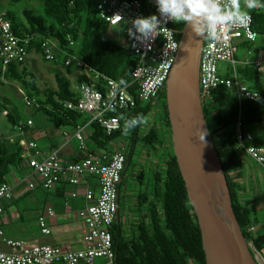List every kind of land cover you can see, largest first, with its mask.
Segmentation results:
<instances>
[{"label": "trees", "instance_id": "obj_1", "mask_svg": "<svg viewBox=\"0 0 264 264\" xmlns=\"http://www.w3.org/2000/svg\"><path fill=\"white\" fill-rule=\"evenodd\" d=\"M8 1L13 4L24 0ZM35 1L41 3L42 10L38 12L35 8H24L23 18L13 10L0 8V12H7L13 29L19 36H34L29 52H38L43 57V40L50 38L61 49L57 53V60L64 62L70 53L76 54L96 71L123 84L131 81L137 59L131 55L128 47L107 36V23L98 13L100 0ZM249 13L253 17L254 29L259 35H264V11L255 8ZM184 26L182 23L175 24L179 31ZM237 72L239 78L252 89L260 91L261 96L242 103L235 94L221 87L213 91L210 97L203 98V107L226 171L234 210L243 233L250 245H253L255 254L264 253V216H259L256 204H244L240 198L243 186L239 179L242 177L243 157L247 155L237 149L235 131L240 113L246 129L255 124H264L263 73L255 64L237 66ZM55 76L56 88L40 87L37 76L24 63L10 64L4 71L0 62V83H4V80L21 82L26 95L36 101V109L47 116L51 125L76 128L79 124L90 122L88 114L65 107L66 102L78 101L80 96L78 91L72 89V82L67 76L60 72ZM84 81H89V78L83 73L78 76L77 83ZM157 99L161 103L156 108ZM4 111L8 112L6 116L14 127L21 122L13 101L0 96V113ZM153 112H156L158 121L151 125L148 119ZM109 115L122 116L121 128L109 134L99 122H90V146L93 152H112L121 150L117 146L125 143L126 148L122 149L127 154V161L122 174L121 192L129 183L127 175L133 171L130 167L141 147L147 149L150 157L161 154L149 177L146 178L144 170L140 173L131 233L126 232L122 220L114 224V264H207L201 228L173 148L166 87L151 101L139 100L136 107ZM137 116H141L143 122L125 135L123 129L126 122ZM254 135L255 142L264 146V136ZM167 142L171 143L169 150L165 147ZM24 158L21 139L0 140V184L8 181L10 167L20 166ZM122 198L120 194V201ZM252 227H255V231L251 230Z\"/></svg>", "mask_w": 264, "mask_h": 264}, {"label": "built area", "instance_id": "obj_2", "mask_svg": "<svg viewBox=\"0 0 264 264\" xmlns=\"http://www.w3.org/2000/svg\"><path fill=\"white\" fill-rule=\"evenodd\" d=\"M231 2L232 0H220L224 6ZM98 13L108 26L126 21L128 29L132 28L131 21L136 17L152 14L160 16L155 0H100ZM161 19L162 25L156 36L149 41L141 42L130 36L128 29L125 30L130 53L137 59L129 83L123 84L94 70L78 55L70 53L64 61L65 66L83 70L89 81L78 86L79 100L68 101L65 107L89 114L90 122H99L110 134L119 130L122 125V116L109 115L110 113L134 108L139 100L151 101L157 98L167 85L179 51L181 35L175 28L176 23ZM253 26L252 14L245 13L239 22L218 25L216 35L205 38L200 74L203 98L210 97L213 91L221 87L235 94L242 103L261 96V92L244 83L237 72L236 41H256L259 34ZM33 38L30 35L19 36L14 31L7 12H0V62L4 71L10 64H22L28 59L29 45ZM73 44L71 41V45ZM42 48L43 59L48 62L58 59L57 53L61 49L55 40L44 39ZM224 63L228 67L223 71L221 64ZM256 66L264 75V56L258 59ZM25 99L27 105L35 104V100L28 96ZM4 113L8 114L7 111ZM90 122L78 125L74 130L80 150L79 159L75 161L63 162L57 151L44 155L37 141L27 140L23 136L21 139L31 175L38 179L29 182L30 188L40 185L47 191H53L62 182L76 187L85 183L83 194L86 205L79 211V217L85 226V247L75 250L60 245L13 239L0 229V264H96L102 258L107 260V264H114L116 253L113 228L120 210L122 174L126 167L127 154L124 149L93 152L90 146ZM34 124V120L29 119L26 124L20 122L15 128L24 135L25 129ZM235 131L237 149L264 168V146L255 142V135L246 129L241 113L236 120ZM91 177L95 178V185L89 182ZM13 190V185L8 181L0 184V216L5 212L3 202L14 198ZM79 194L77 189L71 196L76 198ZM53 216L55 210L49 207L39 217L41 231L45 235L52 234L47 219ZM251 230L255 231V227Z\"/></svg>", "mask_w": 264, "mask_h": 264}, {"label": "water", "instance_id": "obj_3", "mask_svg": "<svg viewBox=\"0 0 264 264\" xmlns=\"http://www.w3.org/2000/svg\"><path fill=\"white\" fill-rule=\"evenodd\" d=\"M180 33L167 103L173 148L201 228L207 264H260L236 216L205 116L200 74L206 37L195 36L186 24Z\"/></svg>", "mask_w": 264, "mask_h": 264}, {"label": "crops", "instance_id": "obj_4", "mask_svg": "<svg viewBox=\"0 0 264 264\" xmlns=\"http://www.w3.org/2000/svg\"><path fill=\"white\" fill-rule=\"evenodd\" d=\"M257 3L256 8L264 11V0H257ZM253 9L244 11V7L241 6L242 14L249 13ZM236 43L238 45L237 66L256 65L258 59L264 56V35H258L256 41L241 39L237 40ZM55 62L54 66L50 65L56 68L55 75L60 72L69 79L71 78V82L75 84L78 76L84 73L83 70L75 67L67 68L63 61L57 60ZM227 67H222L223 71ZM262 84L264 85V75ZM76 85V91H78L80 84L77 83ZM89 117L91 116L89 115ZM34 123V126L27 127L24 135H20L19 139L25 136L27 140L37 141L44 155H48L53 151L59 152L62 161L65 163L79 159L78 140L74 136L75 127L58 128L51 125L47 120L41 124L34 120ZM249 130L256 135L264 134V124H255ZM243 160L242 177L239 179L240 184L243 186L240 198L244 204L251 205L255 204L256 194H261L259 188L264 185V168L248 156L243 157ZM34 180L38 181L35 175H31L27 159L24 158L20 166L16 167L12 179L8 178V182L14 187V198L3 202L5 212L0 216V229L5 232L7 237L13 239L60 245L75 250L84 248L83 233L85 226L79 217V211L86 205L83 194L85 183L76 187L62 182L55 190L47 191L40 185L30 188L29 182ZM89 182L93 185L97 183L95 178L92 177ZM77 189L80 194L78 197L73 198L71 193ZM49 207L55 210V216L48 217L47 221L52 229V234L45 235L41 231L39 217L45 214ZM263 208L264 204L258 206V210ZM121 220L123 223L126 222L123 217ZM129 230L126 229V232L130 233ZM260 254L264 256V253ZM259 263L262 264L261 261Z\"/></svg>", "mask_w": 264, "mask_h": 264}, {"label": "rangeland", "instance_id": "obj_5", "mask_svg": "<svg viewBox=\"0 0 264 264\" xmlns=\"http://www.w3.org/2000/svg\"><path fill=\"white\" fill-rule=\"evenodd\" d=\"M241 6L244 7V11H248L249 9L244 6L245 1L240 0ZM35 8L38 12L42 10V5L40 2L35 0H24L20 3H10L8 0H0V8H4L6 10H13L16 12V14L19 17L23 16V9L24 8ZM128 29V23L126 21L114 25V26H108L107 25V36L109 38H112L116 40L119 44L128 47V34L125 32V30ZM126 40V42H125ZM241 40V39H240ZM63 61V60H62ZM54 63L56 62H47L45 61L40 53L32 51L29 54L28 59L24 62V66L28 68V70L35 74L38 78V85L40 87H50V88H56L57 87V81L55 77V71L56 68H53ZM52 65V66H50ZM222 67H226L227 64H221ZM71 79V78H70ZM77 84V83H76ZM74 82H72V89L76 90L77 85ZM0 96L1 97H7L10 98L13 101L14 106L16 107L18 113L21 117V124H26L28 119L31 118L35 120L38 124L43 123V121H48L47 116L42 112L38 111L35 107V105H27L26 103V91L23 88L21 82L18 81H8L4 80V83H0ZM36 103V101H34ZM161 100L157 99L156 108L160 107ZM210 103V102H209ZM149 124L153 125L156 121H158V118L156 116V112H153L149 116ZM148 125V124H147ZM26 131V130H25ZM25 133V132H24ZM21 135V131H19L17 128L14 127V124L8 119V117L5 115V113H0V140H11L16 141L19 139V136ZM261 136H264V134H259ZM25 137V136H23ZM165 147L169 150L171 148V143L167 142ZM117 148H126L125 143L120 144L117 146ZM119 150V149H117ZM80 152V150H79ZM164 152V151H163ZM166 152V151H165ZM164 152V153H165ZM225 153V152H224ZM167 154V153H165ZM161 154L157 156H148L147 149L145 147H141L140 150L137 152V154L134 157L133 163L130 167V170H133L132 172H129L127 177L129 178V183L126 187L123 188L121 194H122V215L123 220L126 219V222L124 223V229L128 230L131 228V223L134 222V214H136V195H137V185L139 183L140 179V173L142 170H144L146 174V178L149 177L151 169H155L156 163H158V158ZM164 157V156H161ZM16 171V166L10 167V173L8 175L9 179H12L14 176V173ZM259 191L261 194H256L255 198V204L257 206L264 204V185L259 188ZM137 211V210H136ZM259 216H264V209L259 210ZM131 233V231L129 230ZM252 247V246H251ZM256 255L258 256V261L262 262L264 264V256L260 254V252H256ZM96 264H107V260L102 258L98 259Z\"/></svg>", "mask_w": 264, "mask_h": 264}, {"label": "clouds", "instance_id": "obj_6", "mask_svg": "<svg viewBox=\"0 0 264 264\" xmlns=\"http://www.w3.org/2000/svg\"><path fill=\"white\" fill-rule=\"evenodd\" d=\"M160 16L152 14L139 16L131 21L128 29L130 36L141 42L149 41L157 34L162 19L174 23L189 25L193 34L199 37H214L218 25H232L242 17L240 0H232L224 6L220 0H155ZM258 6L257 0H245V7L253 9ZM143 122L141 116L129 119L123 132L127 135L132 129Z\"/></svg>", "mask_w": 264, "mask_h": 264}, {"label": "flooded vegetation", "instance_id": "obj_7", "mask_svg": "<svg viewBox=\"0 0 264 264\" xmlns=\"http://www.w3.org/2000/svg\"><path fill=\"white\" fill-rule=\"evenodd\" d=\"M122 200L120 201V210L118 213L119 219L117 218L116 222L118 223L119 221H121V215H122V204H121Z\"/></svg>", "mask_w": 264, "mask_h": 264}]
</instances>
